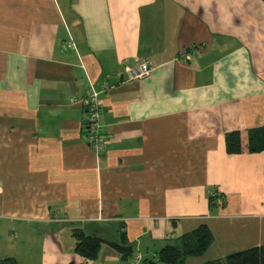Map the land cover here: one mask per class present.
<instances>
[{
	"label": "crops",
	"instance_id": "0c3cea01",
	"mask_svg": "<svg viewBox=\"0 0 264 264\" xmlns=\"http://www.w3.org/2000/svg\"><path fill=\"white\" fill-rule=\"evenodd\" d=\"M102 83L99 155L70 99ZM262 127L261 0H0V264H129L121 235L155 262L201 225V262L263 246L264 152L226 149ZM73 230L106 243L95 261Z\"/></svg>",
	"mask_w": 264,
	"mask_h": 264
},
{
	"label": "trees",
	"instance_id": "16d2710c",
	"mask_svg": "<svg viewBox=\"0 0 264 264\" xmlns=\"http://www.w3.org/2000/svg\"><path fill=\"white\" fill-rule=\"evenodd\" d=\"M261 1L264 2V0ZM226 149L230 155L264 152V127L243 133H230L226 138ZM72 235L76 241L74 253L85 261H95L101 245L105 242L97 237L85 236L79 230H73ZM212 242L210 231L206 226L201 225L192 233L179 238L175 243L161 248L155 262L141 260L139 264H194L191 262L193 260H199L197 264H264V245L246 249L222 259L201 262ZM107 245L119 255L120 260L132 264L130 262L134 256L133 251L124 236L121 235L117 242L107 243ZM2 264L17 263L9 259L3 261Z\"/></svg>",
	"mask_w": 264,
	"mask_h": 264
},
{
	"label": "built area",
	"instance_id": "2783aa9c",
	"mask_svg": "<svg viewBox=\"0 0 264 264\" xmlns=\"http://www.w3.org/2000/svg\"><path fill=\"white\" fill-rule=\"evenodd\" d=\"M69 47H72L71 45ZM189 59L188 55L184 56ZM152 67L148 61H137L131 67H124L117 72V76L122 78L125 74L126 82H134L144 79L150 75ZM108 89L106 83L100 84L96 90H93L90 95L86 97H74L70 99V103L79 104L83 108V142L95 153L102 154L105 145V138L103 130L100 125V120L104 115V108L100 104V95ZM212 196H214L212 194Z\"/></svg>",
	"mask_w": 264,
	"mask_h": 264
},
{
	"label": "rangeland",
	"instance_id": "374dc122",
	"mask_svg": "<svg viewBox=\"0 0 264 264\" xmlns=\"http://www.w3.org/2000/svg\"><path fill=\"white\" fill-rule=\"evenodd\" d=\"M3 242H4V245H7V246L12 244V241L9 240L8 238L5 239ZM12 245H14V244H12ZM19 246H21V245H19ZM37 246H38V241H37V238H36L35 241L33 243H31L28 247H31L32 249H36V252H37ZM17 251H18L17 253H19V250H17ZM20 256H22V255H20ZM139 261H141V259H140L139 256H137V257H133L132 262H130V263L139 264L140 263ZM26 262H27V264H34V255H33V257L30 260H25V261L21 260V263H23V264H26ZM191 262L192 263L194 262V264H197V263H199V260H193ZM93 264H114V263H113L112 260H107V262L106 261L102 262V263L101 262L100 263H97V262L94 263L93 262Z\"/></svg>",
	"mask_w": 264,
	"mask_h": 264
}]
</instances>
